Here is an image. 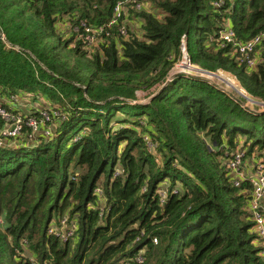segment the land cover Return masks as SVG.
Here are the masks:
<instances>
[{"label":"trees","instance_id":"trees-1","mask_svg":"<svg viewBox=\"0 0 264 264\" xmlns=\"http://www.w3.org/2000/svg\"><path fill=\"white\" fill-rule=\"evenodd\" d=\"M228 27L242 43L264 32V0H0V101L40 95L58 113L49 137L0 148V264H264L251 187L226 167L239 148L264 156V45L249 70L219 48ZM183 45L253 109L187 75L140 103ZM64 216L74 235H50Z\"/></svg>","mask_w":264,"mask_h":264},{"label":"built area","instance_id":"built-area-1","mask_svg":"<svg viewBox=\"0 0 264 264\" xmlns=\"http://www.w3.org/2000/svg\"><path fill=\"white\" fill-rule=\"evenodd\" d=\"M143 7L151 8L149 5L145 4H139L136 8L137 10H141ZM121 13L122 5L119 4L115 9L113 24L121 18ZM87 32H90V30L87 29ZM89 41L90 44H93L95 39L91 37L89 38ZM263 45L264 32L256 36L251 41L242 43L237 41L234 29L232 27H228L219 38V48H233L238 63L245 66L249 70L256 69V67L260 64L261 60H259L258 55L261 53ZM183 49V62L188 64V67L194 70L193 73L195 75L190 73L182 75L201 79L204 78V81H207L219 89L221 88L217 84L212 83V79L229 76L230 79L225 81L235 90L240 89L237 80L229 74L223 72L210 73L191 65L187 58L185 45H183ZM174 72H177V69ZM241 92L244 93L242 90ZM19 98H21V96H11L0 101V122L2 123L0 126V148L9 147L20 141L26 130H30L35 136L36 134L42 132L41 126L47 125V127H44L45 129L47 128L46 136L49 137L51 134L49 131V123L52 122L53 117H56L58 113L53 112V110L43 109L38 111L40 118L34 116L35 111L21 113L20 109H16V106L19 108V105L21 104ZM3 104H6L12 110L7 109ZM246 160L247 151L243 148L236 149L228 155L226 167L236 188H240L244 183L250 185L251 187V199L248 205V210L251 214L252 221L254 222V232L258 236V244L263 248L261 254L264 258V158L256 157L251 161L248 159L250 162L249 169L247 168L248 165L246 164ZM75 231L76 224H69L65 219L60 222V225L53 222L49 234L58 235L62 239H68L74 235ZM142 262L143 260L141 257L137 258L138 264H141Z\"/></svg>","mask_w":264,"mask_h":264},{"label":"rangeland","instance_id":"rangeland-1","mask_svg":"<svg viewBox=\"0 0 264 264\" xmlns=\"http://www.w3.org/2000/svg\"><path fill=\"white\" fill-rule=\"evenodd\" d=\"M149 6L151 7V4L149 3ZM162 19V18H161ZM177 68H178V66H177ZM175 71H176V69H175ZM177 72H179V73H181V74H179V75H182V74H185V73H190V74H192V75H195L193 72L191 73V72H186V71H184V70H182V69H179V70H177ZM230 78H229V76H224V77H220V78H215V79H212V83H214V84H217L224 92H226V93H228L232 98H234L236 101H239L240 103H243V100H244V105L245 106H248L249 108H251V109H253V104L251 103V102H249V101H247V100H245V98L243 97V96H245V97H247V98H249L245 93H242L241 92V90L239 89V90H235L234 88H232L225 80H229ZM154 95H152V96H148L147 95V93H139V99H140V103H148L150 100H151V98L153 97ZM32 97V100H33V102H32V106H34V104H35V102H43V98L39 95V96H35V95H32L31 96ZM250 99V98H249ZM40 102V103H41ZM39 103V104H40ZM49 126H50V129H49V131H50V133L52 132V133H54L56 130H55V128H56V126L54 125V123H49ZM43 126H41V128H42ZM150 148H152V147H150ZM257 151V150H256ZM258 153V152H257ZM261 158V157H260ZM262 158H264V156L262 157ZM247 160H248V158H247ZM246 160V164L248 165L247 166V168L249 169L250 168V162H249V160L247 161ZM96 193L97 194H100V192L97 190L96 191ZM98 209H99V207H98ZM105 213V211L103 212V214ZM60 220L59 221H63V220H67V222H69V219H68V217L67 216H64L63 218H59ZM57 218L56 219H54V221L53 222H57ZM67 225V224H66ZM154 243H155V241H154Z\"/></svg>","mask_w":264,"mask_h":264},{"label":"crops","instance_id":"crops-1","mask_svg":"<svg viewBox=\"0 0 264 264\" xmlns=\"http://www.w3.org/2000/svg\"><path fill=\"white\" fill-rule=\"evenodd\" d=\"M19 100L21 101V104L19 105V108H17L16 106V109H20L21 110V113H26V112H29V111H38L40 109H42V105L44 104V101L43 102H35L34 106H32V102L33 100L31 98H27L25 96H21V98H19ZM42 105H40V104Z\"/></svg>","mask_w":264,"mask_h":264},{"label":"water","instance_id":"water-1","mask_svg":"<svg viewBox=\"0 0 264 264\" xmlns=\"http://www.w3.org/2000/svg\"><path fill=\"white\" fill-rule=\"evenodd\" d=\"M0 37H2V36H0ZM179 74H181V73H179V72H173L172 74H171V77L169 78V80L167 81V83L151 98V100L153 99V98H155L156 96H158L159 94H161L164 90H165V88L168 86V84L173 80V78H175L176 76H178ZM204 79V78H203ZM263 107H264V105H262Z\"/></svg>","mask_w":264,"mask_h":264},{"label":"bare ground","instance_id":"bare-ground-1","mask_svg":"<svg viewBox=\"0 0 264 264\" xmlns=\"http://www.w3.org/2000/svg\"><path fill=\"white\" fill-rule=\"evenodd\" d=\"M176 69L177 70L182 69L186 72H191V73L194 72V70L192 68L188 67V64H186L185 62H183L181 65H179L178 68H176Z\"/></svg>","mask_w":264,"mask_h":264}]
</instances>
